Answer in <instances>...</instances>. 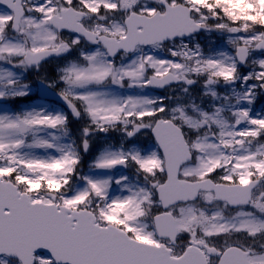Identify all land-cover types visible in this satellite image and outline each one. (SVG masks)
I'll return each instance as SVG.
<instances>
[{"label":"snow or ice","instance_id":"1","mask_svg":"<svg viewBox=\"0 0 264 264\" xmlns=\"http://www.w3.org/2000/svg\"><path fill=\"white\" fill-rule=\"evenodd\" d=\"M264 0H0V264H264Z\"/></svg>","mask_w":264,"mask_h":264}]
</instances>
